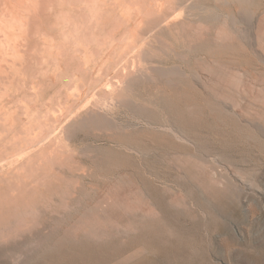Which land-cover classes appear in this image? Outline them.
I'll return each mask as SVG.
<instances>
[{
    "label": "rangeland",
    "instance_id": "rangeland-1",
    "mask_svg": "<svg viewBox=\"0 0 264 264\" xmlns=\"http://www.w3.org/2000/svg\"><path fill=\"white\" fill-rule=\"evenodd\" d=\"M194 3L54 125L51 0L0 23V264H264V0Z\"/></svg>",
    "mask_w": 264,
    "mask_h": 264
},
{
    "label": "crops",
    "instance_id": "crops-1",
    "mask_svg": "<svg viewBox=\"0 0 264 264\" xmlns=\"http://www.w3.org/2000/svg\"><path fill=\"white\" fill-rule=\"evenodd\" d=\"M112 1L113 0H111V1L110 0H106V1L105 0H55V1L51 0V38L49 36L42 37L45 39L46 43L48 44L47 51H46L47 59H51V65H52L53 71H56V73H57L56 78H53V77L51 78V89H52V91H51V125L56 124L58 119L62 120L64 118V116L62 115L63 111L65 110V104H66L64 95L66 93H68L67 91L75 90L73 92L74 100L77 101L76 102L77 105L80 104V102L82 100V94L87 93V90H86L87 86L94 84L95 88L101 87L100 85H102V83L104 81V73H103V69H100V63L105 62V60H103V59L107 58L106 61H109V60L111 61V58H112V61H120L121 59L114 60V57L116 56L115 58H118V56L121 54L123 56H126L127 54H129L132 51V49L135 47L136 44L137 45L139 44L141 46L146 45L148 43V40L146 42V38H148L149 32L147 33L146 37L142 38L144 43L143 42L142 43L136 42V40L134 39L136 32L140 31L143 28L148 29L147 27H149V28L151 27L152 21L157 19L156 22H158V20L166 17L167 13H168V6L174 5V4L176 5V3H177L176 0L175 1L170 0L171 3L166 7V9H165L166 11L164 10V12L162 14H158V12H156L155 14L153 13V16H155V17H153L152 13H150L151 11L149 12V9H148L150 6L151 0H147V2H146V0H137V1L146 2V8L148 7L147 9L145 8L144 11L139 8V12H141V15H139L140 13L137 10V16H135L136 15L135 13H136V9H138V6H135L133 4L136 0H126V2H125V0H123V1L122 0H120V1L114 0L113 1L114 3ZM120 2H125L126 6H124L125 4H121ZM102 3L104 5L106 4L107 6H109L107 8V10H106V6H103ZM110 3L112 5H110ZM87 4H89V6ZM90 4H91V6H90ZM115 4H117V5H115ZM132 4L134 7L132 6ZM93 5H95V7ZM101 6H103L102 10H101V8H102ZM96 7H98V9ZM127 7L128 8L130 7V8L127 9ZM109 8H111V9H109ZM133 8L135 10L131 11L130 9H133ZM93 9L95 11H93ZM104 9H105V12H103ZM114 9H115V11H114ZM129 10L131 13L134 12L133 13L134 16L131 13H129ZM106 11L108 12L107 15L105 14V13H107ZM111 12L114 13L113 16H112ZM126 12L128 14H130L131 17L133 16L132 17L133 20L128 14H126ZM100 13H102V15H100ZM115 13H116V17H115ZM103 14H104V16H103ZM87 16H88V18H86ZM92 16H94V17H92ZM99 16H100L101 20H100ZM121 16H123V17H121ZM95 17H97V18L95 19ZM112 17H114V19H112ZM118 17H119V19H118ZM141 17H142V19H141ZM109 18H110V20H109ZM136 18H139V20L138 19L136 20ZM88 19H90V20H88ZM147 19H151V21L148 22V21H146ZM37 20H38V18L35 19V22L32 21L31 23L27 24V31L25 33V38H24L26 40H25V44L23 45V52H22V54H20V57L15 56L16 58L21 59V65L22 66L24 63L26 65V63L28 62L27 54L30 50H32V48H31L32 46L29 45V42L31 40H33L34 38H37L35 36L38 35V33L36 31L40 27H39V24H37ZM142 20H144V21H142ZM101 21L103 22V24L100 25ZM110 21H111V23H110ZM87 22H88V24H86ZM104 22H107V23L104 24ZM108 24H110V25H108ZM137 25H139V26L141 25L142 27L138 26V28H139V30H138ZM145 25L147 27H145ZM112 26H114V27L117 26L116 28L123 26L125 29H127V31H126L127 34L124 38V43H123V41L118 43V42H116L115 37L114 36L112 37V35L114 33L113 30L116 29V28H112ZM90 27L92 29H90ZM103 27H104V29H103ZM152 27H153V25H152ZM86 28H87V30H86ZM105 28H107V29H105ZM89 29L91 31L93 30L92 33H91V31L89 32ZM129 29H130L131 33L133 32V34H132L133 36L131 34H129L130 33ZM150 29H148V31H150ZM103 31L105 33H103ZM99 32H101V34ZM88 33L91 35L87 36ZM86 36L88 37V40H87ZM89 37H90V39H89ZM103 38H105V40ZM113 38L115 39V41L113 40ZM125 39H127V40H125ZM131 40H133V41L131 42ZM97 41H98V43H97ZM127 41H128L127 46H130V49H131V50L129 49L130 51L128 49H122V48H124V44L127 43ZM86 42H88V44ZM89 42H90V44H89ZM112 42H113V44L115 43L114 44L115 48H113L114 46H113ZM121 43H123V46L121 45ZM95 44H98V45H95ZM110 44H112V45H110ZM120 45L122 46V48ZM101 47L103 50L99 49ZM116 48L119 49L118 51L120 53L116 51L117 50ZM127 48H129V47H127ZM143 49H141L139 51V53L141 52V54H142ZM108 50L111 51V53L116 51V53L115 54L113 53L112 57H111L110 56L111 53L110 54L107 53V52H109ZM121 50H123V51H121ZM106 53L109 55V58L107 57L108 55ZM87 54L89 56L93 55V57H92L93 59L90 58L91 56L89 57ZM87 57H88V59H87ZM119 58H120V56H119ZM102 60H103V62H102ZM96 67H98V68L94 69ZM101 70H102V72H101ZM6 71H10V72H14V73H22V68H20V69H17V68L6 69ZM89 73H90V77L92 76L90 80L87 77V75H89ZM94 79H97V80H94ZM37 80L38 79H36L35 85L38 87L39 83ZM52 80H53V82H52ZM92 81H93V83H92ZM78 112L77 113L81 116L82 109Z\"/></svg>",
    "mask_w": 264,
    "mask_h": 264
},
{
    "label": "bare ground",
    "instance_id": "bare-ground-1",
    "mask_svg": "<svg viewBox=\"0 0 264 264\" xmlns=\"http://www.w3.org/2000/svg\"><path fill=\"white\" fill-rule=\"evenodd\" d=\"M40 1L41 0H32V1H27V3H26V6H25V8H24V10H23V15H21L20 16V13H19V11H17V9H15L14 11H13V13L12 14H10V16L8 17V18H4V15H2V13H0V23H4V24H6L7 25V23L8 24H13V27H16V25L18 26L19 24V26L22 28V30H19L20 28H18V31H22L21 32V38H19V39H17L16 40V44H13V48H14V51H18V48L20 47V41L19 40H21L22 39V33L24 34V33H26L25 31H27V24H29V23H31L33 20V17L34 16H37L38 15V13H39V9H41V7H40ZM55 1V0H54ZM106 1V0H105ZM111 1V0H110ZM114 1V0H113ZM112 1V2H113ZM120 1V0H119ZM123 1V0H122ZM137 1V0H136ZM97 2V1H96ZM125 2H126V0H125ZM125 2H120L121 4H125ZM133 2V1H132ZM143 2V1H142ZM146 2H147V0H146ZM145 2V3H146ZM91 3V2H90ZM95 3V2H94ZM107 3V2H106ZM114 3V2H113ZM171 3V1L170 0H151L150 1V6H149V12L150 13H152V16H153V13L155 14L156 12H158V14H162L163 12H164V10L166 9V7L169 5ZM55 4V3H54ZM103 4V3H102ZM120 4V5H121ZM131 4V3H130ZM134 4V3H133ZM133 4H132V6H133ZM194 4H196V3H194V0H186V1H184V2H181L179 5H176V7H178L179 6V8H176V11H172L170 14H167V16L166 17H164L163 19H160V20H158V22H156V20H155V22L156 23H154V26L152 27V25H151V29L149 28V27H147L146 25H145V27H147L148 29H150V31H148L149 33H148V37H150V35H153V36H159L160 37V30H163V29H165L167 26H168V23L169 22H173L174 20H177L178 19V17L179 16H177L178 14V12L180 13V12H182V11H184L185 9H186V7H188V6H192V5H194ZM88 6H89V4H87ZM110 5H112L111 3H110ZM115 5H117V4H115ZM90 6H91V4H90ZM94 7H95V5H93ZM100 6V5H99ZM103 6H106V10H107V8L109 7V6H107L106 4L104 5L103 4ZM103 6H101L100 8H101V10L103 9ZM114 6V5H113ZM124 6H126V4L124 5ZM117 7V6H116ZM115 7V8H116ZM131 7V6H130ZM129 7V8H130ZM134 7V6H133ZM15 8V7H14ZM55 8V7H54ZM87 8V7H86ZM97 9H98V7H96ZM105 8V7H104ZM112 8V7H111ZM111 8H109V9H111ZM128 7H127V9H129ZM136 8V7H135ZM139 6H138V9H136V15L135 16H137V10H138V12H139ZM146 8V7H145ZM146 8V9H147ZM151 8V9H150ZM108 9V10H109ZM141 9V8H140ZM173 9V8H172ZM118 10V9H117ZM131 11H134L135 9L133 8V9H130ZM130 10H129V13H131L130 12ZM93 11H95L94 9H93ZM114 11H115V9H114ZM121 11V10H120ZM123 11V10H122ZM142 11V10H141ZM144 11V10H143ZM166 11V10H165ZM38 12V13H37ZM103 12H105V9H104V11ZM107 12V11H106ZM146 12V11H145ZM170 12V11H169ZM96 13V12H95ZM112 13V16H113V12H111ZM110 13V14H111ZM118 13V12H117ZM133 13L134 12H132L131 14L133 15ZM140 14L139 15H141V12H139ZM144 13V12H143ZM82 14V13H81ZM84 14V13H83ZM93 14V13H92ZM106 15L108 14V12L107 13H105ZM109 14V15H110ZM126 14H128L127 12H126ZM100 15H102V13H100ZM118 15V14H117ZM125 15V14H124ZM130 17H131V15L130 14H128ZM56 16V15H55ZM59 16V15H58ZM90 16V15H89ZM103 16H104V14H103ZM127 16V15H126ZM134 16V15H133ZM132 16V17H133ZM143 16V15H142ZM158 16V15H157ZM160 16V15H159ZM175 16V17H174ZM91 17V16H90ZM92 17H94V16H92ZM107 17V16H106ZM109 17V16H108ZM115 17H116V13H115ZM120 17V16H119ZM119 17H118V19H119ZM121 17H123V16H121ZM128 17V16H127ZM131 17V18H132ZM147 17V16H146ZM151 17V16H150ZM153 17H155V16H153ZM71 18V17H70ZM86 18H88V16L86 17ZM97 17H95V19H96ZM99 18H100V16H99ZM152 18V17H151ZM78 19V18H77ZM91 19V18H90ZM90 19H88V20H90ZM112 19H114V17H112ZM139 20V18H136V20ZM141 19H142V17H141ZM174 19V20H173ZM61 20V19H60ZM59 20V21H60ZM100 20H101V18H100ZM107 20V19H106ZM109 20H110V18H109ZM122 20V19H121ZM132 20H133V18H132ZM142 21H144V20H142ZM109 22V21H108ZM140 22V21H139ZM105 23H107V22H104V24ZM110 23H111V21H110ZM115 23V22H114ZM143 23V22H142ZM86 24H88V22L86 23ZM96 24V23H95ZM99 24V23H98ZM101 24H103V22L101 21V23H100V25ZM144 24V23H143ZM151 24V23H150ZM22 25H23V27H22ZM97 25V24H96ZM108 25H110V24H108ZM121 25V24H120ZM4 26V25H3ZM93 26V25H92ZM126 26V25H125ZM131 26V25H130ZM138 26L139 25H137V28H138ZM10 27L11 26H9V29H10ZM99 27V26H98ZM109 27V26H108ZM139 27H142L141 25L139 26ZM88 28V27H87ZM87 28H86V30H87ZM121 28H124L123 26L121 27ZM136 28V29H137ZM14 29H16V28H14ZM90 29H92L91 27H90ZM89 29V32L91 31ZM103 29H104V27H103ZM105 29H107V28H105ZM143 29H145V28H143ZM147 29V30H148ZM8 30V29H7ZM23 30H24V32H23ZM138 30H139V28H138ZM142 30V29H141ZM93 31V30H92ZM92 31H91V33H92ZM96 31V30H95ZM102 31V30H101ZM105 31V30H104ZM103 31V33H105ZM129 31H130V29H129ZM96 33V32H95ZM100 34H101V32H99ZM98 33V34H99ZM94 34V33H93ZM97 34V33H96ZM108 34V33H107ZM127 34V33H126ZM129 34H133V32L131 33V31H130V33ZM17 35H18V33L16 32V37H17ZM89 35H91V34H89L88 33V35L87 36H89ZM86 36V37H87ZM93 36V35H92ZM133 36V35H132ZM14 37V36H13ZM91 37V36H90ZM90 37H89V39H90ZM103 37V36H102ZM106 37V36H105ZM111 37V36H110ZM130 37V36H129ZM12 38V37H11ZM23 38H25V34H24V37ZM48 38V37H47ZM108 38V37H107ZM132 38V37H131ZM4 39V38H3ZM16 39V38H15ZM101 39V38H100ZM99 39V40H100ZM104 40H105V38H103ZM135 39V38H134ZM86 40V39H85ZM87 40H88V37H87ZM86 40V41H87ZM111 40V39H110ZM113 40L115 41V39L113 38ZM125 40H127V39H125ZM94 41V40H93ZM103 41V40H102ZM129 41V40H128ZM128 41H127V43H125L124 44V48H122V46H123V43H124V41H123V43H121V48L122 49H130V46H127L128 45ZM133 40H131V42H132ZM143 41V40H142ZM13 42V41H12ZM22 42V41H21ZM91 42V41H90ZM90 42H89V44H90ZM95 42V41H94ZM117 42V41H116ZM87 44H88V42H86ZM96 43V42H95ZM97 43H98V41H97ZM144 43V42H143ZM112 44H113V42H112ZM112 44H110V45H112ZM115 44V43H114ZM114 44H113V46H114ZM95 45H98V44H95ZM118 45V44H117ZM127 47H129V48H127ZM18 46V47H17ZM31 46V45H30ZM88 46V45H87ZM91 46V45H90ZM94 47V46H93ZM96 47V46H95ZM100 47V46H99ZM106 47V46H105ZM108 47V46H107ZM141 45H135V47L132 49V51L129 53V54H127L126 56H123L122 54V56L121 55H119L120 56V58H119V56H118V58H115L114 56V60H118V59H121L120 61H112V58H111V61L109 60V61H106V59L107 58H105V59H103V60H105V62H103V60H102V62L103 63H100V69H103V73H104V69L105 70H107L110 74H113V73H118V72H120V70H124V72H126L129 68H130V65H129V63L128 62H130V60H132L133 62L132 63H135V58L133 57H131L132 55H135L134 53H139V51L141 50ZM143 47H144V49H143V55H144V59H143V61H147L148 60V58L150 57V55H151V48H150V44H146V45H143ZM88 48V47H87ZM91 48V47H90ZM113 48H115V46L113 47ZM99 49H102V47L101 48H99ZM105 49V48H104ZM108 49V48H107ZM117 50V52H119L118 50V48H116ZM166 49V48H165ZM103 50V49H102ZM101 50V51H102ZM131 50V49H130ZM129 50V51H130ZM2 51V50H1ZM109 51V50H108ZM116 51L115 52H113L114 54L116 53ZM121 51H123V50H121ZM126 52V51H125ZM1 53V52H0ZM108 54H110L111 53V51H109V52H107ZM106 53V54H107ZM113 53H111V57H112V54ZM120 53V52H119ZM107 54V55H108ZM139 54H141V52L139 53ZM88 55V54H87ZM142 55V54H141ZM1 56H3L4 57V55H1ZM12 57H13V59H14V56H19L20 57V54L19 53H17V52H15V54H12L11 55ZM89 56V55H88ZM91 56V55H90ZM89 56V57H90ZM103 56V55H102ZM148 56V57H147ZM11 57V58H12ZM93 57V55L90 57V58H92ZM95 57V56H94ZM108 58H109V55L107 56ZM122 57V58H121ZM5 59V58H4ZM87 59H88V57H87ZM93 59V58H92ZM11 62H12V60H10ZM9 61V62H10ZM14 61V60H13ZM20 62V61H19ZM49 62V61H48ZM47 62V63H48ZM98 62V61H97ZM14 63V62H13ZM87 63V62H86ZM12 64V63H11ZM15 64V63H14ZM89 65V64H88ZM11 67V66H10ZM15 68V67H14ZM17 68V67H16ZM98 67H96V68H94V69H97ZM90 69V68H89ZM99 71V70H98ZM107 71H105V74L107 73ZM1 72V71H0ZM95 72V71H94ZM101 72H102V70H101ZM100 73V72H99ZM95 74V73H94ZM96 75V74H95ZM111 76V75H110ZM99 77V76H98ZM102 77V76H101ZM112 77V76H111ZM97 80V79H96ZM99 80V79H98ZM103 80V79H102ZM107 80V79H106ZM124 82V81H123ZM104 83V82H103ZM122 83V82H121ZM101 87H102V85H100ZM120 90V89H119ZM1 123V122H0ZM3 129V128H2ZM1 131V130H0ZM1 136V135H0ZM6 136V135H5ZM12 138V137H11ZM2 139V138H1ZM6 144V143H5ZM8 144V143H7ZM36 145V144H35ZM6 146V145H5ZM34 147V146H33ZM16 149V148H15ZM3 157V156H2ZM6 159V158H5ZM4 160V159H3ZM200 251V250H199Z\"/></svg>",
    "mask_w": 264,
    "mask_h": 264
}]
</instances>
